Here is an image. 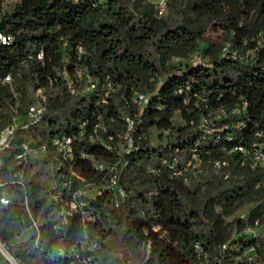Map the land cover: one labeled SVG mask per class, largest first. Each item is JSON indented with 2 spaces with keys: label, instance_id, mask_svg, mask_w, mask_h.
Returning a JSON list of instances; mask_svg holds the SVG:
<instances>
[{
  "label": "trees",
  "instance_id": "16d2710c",
  "mask_svg": "<svg viewBox=\"0 0 264 264\" xmlns=\"http://www.w3.org/2000/svg\"><path fill=\"white\" fill-rule=\"evenodd\" d=\"M2 4L0 0V31L13 36L14 43L0 47V131L12 123L16 104L18 114H23L30 88H48L53 82L57 95L51 96L41 124L16 133L3 157L1 183L13 180L15 154L24 142L37 145L63 133L77 137L85 120L88 135L98 116L110 132L125 133L126 115L137 122L135 150L127 156L129 167L122 179L129 199L120 213L112 214L119 233L107 219L90 226L103 238L97 252L100 264H122L111 254L117 237L135 242L139 249L151 242L145 264H199L196 243L202 245L210 264H218L217 260L242 264L238 259L250 244L258 246L264 258L262 238L249 241L239 236L222 251L235 229L241 232L256 220L264 222L263 171L253 169L240 153L228 154L236 146L253 150L254 143L264 144V0H172L167 17L159 16L150 0H18L11 13ZM211 26L221 31L215 42L207 37ZM79 47L86 52L80 58ZM254 50L253 59H242ZM40 52L43 60L38 59ZM197 54L210 66L193 65ZM76 65L98 80L87 98L71 95L66 83L57 80L58 73L74 77ZM7 75L20 80L14 84L18 100L2 83ZM137 93L150 98L142 112L133 102ZM244 103L245 114H233ZM220 113L221 119L207 128L214 133L207 134L202 127L205 121ZM176 114L184 125L173 123ZM154 128L160 131L156 147L151 145ZM79 143L99 161L117 159L87 140ZM193 152L212 172L195 185L173 177L162 165L164 159L190 158ZM219 160L228 164L215 172L213 165ZM27 185L32 214L44 220L39 246L32 238L16 242L31 221L19 204L20 189L9 185L0 189V200L3 194L12 198L8 206L0 201V242L20 264H31L39 256L42 264H63L64 260L54 259L57 249H69L84 228L75 221L66 235L56 233L52 209L44 206L42 198L44 184L32 179ZM248 204L246 220L229 221ZM0 264L11 263L0 253Z\"/></svg>",
  "mask_w": 264,
  "mask_h": 264
},
{
  "label": "built area",
  "instance_id": "2783aa9c",
  "mask_svg": "<svg viewBox=\"0 0 264 264\" xmlns=\"http://www.w3.org/2000/svg\"><path fill=\"white\" fill-rule=\"evenodd\" d=\"M171 1L160 0L154 3L158 8L159 16L163 17L166 15ZM17 2L18 0H3L2 8L7 12V5L13 3L14 11ZM11 12L8 11V13ZM13 43V36L0 31V47ZM228 52L229 49L225 48L224 56ZM85 53L82 47L78 48L79 58L84 56ZM256 53L257 50L249 51L242 59L248 62L250 57L251 59L255 57ZM233 58H238L236 53ZM38 59L43 60L42 52L39 53ZM191 63L196 66H210L202 59L200 61L192 59ZM57 76V80L59 79L66 83L71 95L85 98L96 89L98 83V80L91 77L87 68L79 65L74 68V77H71L69 73H58ZM2 83L10 86L15 99L18 100L19 95L15 89L13 77L7 75L2 79ZM75 85H77V88ZM29 94V102L25 105L23 114H18L17 107L19 104H16L12 123L0 131V172L3 166L4 154L11 148L16 133L19 130H26L31 126L41 124L48 110L51 96L57 95L54 93L53 82L50 83L48 88H30ZM105 95L108 96L109 92L106 91ZM149 101V96L138 93L133 98V102L140 105L141 112L149 104ZM103 102H105V99H103ZM246 107L247 104L244 103L242 107L234 109L233 114H245ZM221 113L213 119L205 121V125L202 127L207 134L211 135L214 133V130L207 129L208 125H215V122L221 119ZM94 117H96V114L93 112L92 118ZM124 119L127 123L125 133L120 131L117 133L110 132L108 126L102 123L100 121L101 118L98 116L97 123L93 127V133L88 135L86 134V128L89 123L85 120L79 124L77 137L63 133L54 135L37 145L24 142L20 151L15 154L17 169L13 175V180L7 183L0 182V189L5 185L20 189L21 195L18 196V201L24 207L31 221V226L28 229L33 232L31 238L36 247L39 246L42 237L40 229L42 224L39 222L42 216L36 218L30 209L29 187L27 185L28 181H30L28 180L30 172L37 170L35 172L42 178V180H34L44 184L42 198L45 201L44 206L52 209L50 216H53V230L56 233L66 235L74 222L79 221L84 228L83 236L76 240L69 249L63 246L59 247L55 254L54 259L64 260L63 264H100L97 252L101 249L103 238L96 233H92L90 226L104 219H107L108 223L112 224L115 221L112 214L120 213L124 205L127 204L129 194L125 184L122 183V179L129 167L127 156L135 150L134 131L137 122L126 115H124ZM111 121L114 122V119L112 118ZM98 130H101L100 134H98ZM167 134L168 132H164V135ZM83 140L95 144L96 147L98 146L106 152L113 153L117 157L116 161L97 160L93 153L82 149L83 147H81L79 142ZM252 147L253 150H248L245 145L236 146L228 151V154L230 155L234 152L242 154V156L250 160L253 169H261L264 173V144L254 143ZM227 164V160L216 161L213 169L217 172L222 166ZM162 165L169 169L173 177L183 178L187 185L194 179H198L204 169H209L208 166L203 164V160L197 156L196 152H193L190 158L182 155L171 162L168 159H164ZM94 172L96 173L93 177L91 173L94 174ZM150 172L156 173V170L150 169ZM0 201L2 205L8 206L12 198L3 194ZM96 203H98V207H95ZM153 217L156 218V214ZM263 228L264 222L256 220L253 225H247L241 232L235 229L232 240L223 245L222 251L226 252L232 246L231 243L238 239L239 236L246 237L249 241L258 238L263 239L261 235ZM0 244L2 243L0 242ZM235 248L239 249V246H235ZM140 249L147 253L148 261L152 250L151 242L144 243ZM195 252L199 259V264H210L208 255L204 252L200 243L195 244ZM0 253L3 255L2 251ZM8 255L10 260L13 259L9 252ZM238 260L242 264H264V258L259 255L258 246L255 244H250L244 248L243 255ZM216 262L220 264L221 260Z\"/></svg>",
  "mask_w": 264,
  "mask_h": 264
},
{
  "label": "rangeland",
  "instance_id": "374dc122",
  "mask_svg": "<svg viewBox=\"0 0 264 264\" xmlns=\"http://www.w3.org/2000/svg\"><path fill=\"white\" fill-rule=\"evenodd\" d=\"M153 3H156L160 0H150ZM13 3H9L7 5V12H11L13 11ZM170 14V10L168 8V11L166 13V15H164L163 17H167ZM221 35V31L218 30L215 26H211L208 30L207 33V37L209 38V40L215 42L220 38ZM201 49H204V45L201 44ZM199 54H197L196 56H193L192 59L196 60V61H200L201 58L198 56ZM177 73L179 71H176ZM14 80V79H13ZM14 84L15 85H19L20 84V80H14ZM214 121V120H213ZM212 121V122H213ZM173 123L175 125H184V121L181 119V117L179 116V114H176L174 119H173ZM151 145H153L154 147L160 145V131L157 130L156 128H154L152 130V137H151ZM37 171V170H35ZM30 172L28 180H32V179H37V180H42V178H40L37 175V172ZM212 172L207 168L204 169L203 172H201V176L198 179H194V181L190 182V185H195L197 182H202L205 178H207ZM153 193V190L151 192L148 193V197H150V195ZM251 209V206L245 205L244 207H242L241 209H239L235 215L229 219V221H232L233 219H242V220H246L249 210ZM43 217H41L39 219L40 224H43ZM112 228L114 229V232L119 233L120 232V228L115 225V223L111 224ZM33 235L32 230L30 229H25L23 228L21 233H20V237L18 239H16V242H26L28 239H30ZM261 235L263 236L264 239V228L261 230ZM113 238L110 237L109 240L107 241H111ZM109 243V242H108ZM111 254L114 255V257L119 260L122 264H145L147 261V253L142 250L139 249L137 247V244L135 242H130L127 239L125 240H121L120 237H117V240L115 242H112V250H111ZM20 264V263H19ZM31 264H42L41 258L40 256L35 259L34 261L31 262Z\"/></svg>",
  "mask_w": 264,
  "mask_h": 264
},
{
  "label": "bare ground",
  "instance_id": "6f19581e",
  "mask_svg": "<svg viewBox=\"0 0 264 264\" xmlns=\"http://www.w3.org/2000/svg\"><path fill=\"white\" fill-rule=\"evenodd\" d=\"M0 251H2L4 254H6L7 256H9L8 255V252H7V249L2 244H0ZM11 261H12L13 264H19L16 261H14L13 259H11Z\"/></svg>",
  "mask_w": 264,
  "mask_h": 264
},
{
  "label": "water",
  "instance_id": "95a60500",
  "mask_svg": "<svg viewBox=\"0 0 264 264\" xmlns=\"http://www.w3.org/2000/svg\"><path fill=\"white\" fill-rule=\"evenodd\" d=\"M3 256L11 263V264H13L12 262H11V260H10V258L7 256V255H5L4 253H3Z\"/></svg>",
  "mask_w": 264,
  "mask_h": 264
}]
</instances>
